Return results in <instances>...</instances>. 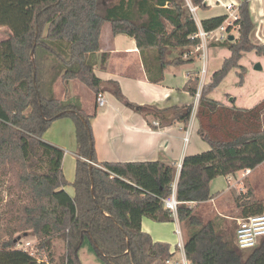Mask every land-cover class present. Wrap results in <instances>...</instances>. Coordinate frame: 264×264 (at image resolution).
<instances>
[{
	"label": "trees",
	"instance_id": "obj_1",
	"mask_svg": "<svg viewBox=\"0 0 264 264\" xmlns=\"http://www.w3.org/2000/svg\"><path fill=\"white\" fill-rule=\"evenodd\" d=\"M190 2L204 6L203 0ZM237 12L233 25L238 37L215 42L229 55L203 85L196 110L198 133L209 148L185 155L176 180L177 219L184 226L183 249L192 264H264V237L254 247L240 249L229 227L222 229L196 208L214 195L212 179L264 162V98L246 108L209 97L230 70H242L244 53L264 58V41L250 39L254 22L249 0H241ZM226 18H205L200 25L213 30ZM106 23L113 35L134 39L153 83L163 80L167 65L187 61L182 56L167 60L168 48L199 43L194 36L197 23L185 0H0V26L7 28L0 41V264H82L78 252L85 238L104 264H156L173 256L167 242L155 241L142 230L141 220H172L163 198L171 193L176 165L160 160L97 162L93 114L78 99H59L53 91L58 78L64 85L77 79L96 96L109 91L145 116L163 120L169 115L167 123H188L192 103L163 109L133 104L115 81L95 75ZM106 58L107 53L99 55L101 66ZM198 81L195 74L186 82L191 95ZM62 117L74 124L73 195L64 188L69 184L62 171L64 150L43 139L51 123ZM236 202L243 216L264 212L249 185ZM27 236L36 239L39 258L17 248ZM56 239L64 245L58 258L51 252Z\"/></svg>",
	"mask_w": 264,
	"mask_h": 264
},
{
	"label": "crops",
	"instance_id": "obj_2",
	"mask_svg": "<svg viewBox=\"0 0 264 264\" xmlns=\"http://www.w3.org/2000/svg\"><path fill=\"white\" fill-rule=\"evenodd\" d=\"M240 2L241 0H208V3H203L204 6L202 8H197V12L200 9L202 10L200 17L197 13L198 22L200 23L205 18L228 14L225 6L229 3L238 6ZM234 9L236 8L234 7ZM249 9L254 22L253 32L260 41L259 43H261L264 41V0H249ZM1 30H6L7 32L5 26H0ZM1 33L3 32H0V36L2 35ZM3 39L0 37V41ZM209 46L221 45L210 43L207 47ZM172 48L174 49H171L170 55L166 56L167 60L176 56H182L183 60L187 61L177 65H167L164 68L163 80L159 83H153L147 78L143 61L134 39L125 34L113 35L109 23H106L102 28L100 36V49L97 52L94 73L102 81H115L125 100L133 104L154 106L159 109L190 103L194 104L195 98L185 89V84L191 76L199 74L200 68L196 65V60H201L200 55L198 52L186 55L187 52L192 51L191 46ZM101 53H107V58L102 66L99 62V55ZM227 56H224V58ZM223 59L218 65H221ZM207 60L209 61V59ZM257 60H260L262 65L264 64V58H258ZM53 91L59 99H78L82 109L87 114H93L91 128L97 162L160 160L167 164L177 165L185 155L202 152L209 148L208 143L198 133L199 121L196 117L195 109L191 113L186 125L179 121L167 123L165 120L170 118L169 115L163 120L154 117L150 113L145 116L143 113L134 110L126 102L117 99L109 91L101 93L105 99V103L99 106L96 102V95L77 79H72L64 85L61 78H58L53 84ZM229 95L228 93L226 100L220 101V103L226 106H237L236 97L234 96L228 100ZM263 96L264 92L260 97ZM257 100L260 101L261 99L257 98ZM186 131L188 132L187 141L184 140ZM43 139L64 150L62 159L63 171L65 169L64 160L68 155H70L73 167H75L77 159L76 141L74 124L70 118L62 117L53 121L43 134ZM263 163L254 169L239 170L234 174L218 176L212 179L209 183V188L211 193H216L210 199L197 203V210H200L202 203L210 201L214 204L215 201L218 202L219 206L222 196L229 189L233 188L244 177L254 173ZM178 173L179 170H176L175 182L178 178ZM238 173H240V176L235 179L234 177ZM65 175L69 180L72 178L73 172L70 176ZM74 176L75 172L73 179ZM219 177L226 179V185L225 187L220 186L221 190L217 188L213 192L214 190L212 191L211 187L217 184L216 180ZM64 188L69 194L73 195V187L72 190H69L67 186ZM220 216H222L221 213ZM222 217L227 218L225 215ZM220 227L222 229L227 228L226 224ZM141 228L153 240L167 242L170 245V251L173 253V256L167 259L169 263L165 261L156 264H180L179 261L184 254V249L178 248L177 242L180 237L183 243L185 239L183 238L181 223L177 218L173 217L169 221H154L148 217H143ZM176 229L180 231V237L176 234ZM35 240L33 237L32 241H30L31 244ZM84 245L85 241H83L78 252L82 264H104L97 258L92 249L88 250V247V257L84 260L81 256V251L85 249Z\"/></svg>",
	"mask_w": 264,
	"mask_h": 264
},
{
	"label": "rangeland",
	"instance_id": "obj_3",
	"mask_svg": "<svg viewBox=\"0 0 264 264\" xmlns=\"http://www.w3.org/2000/svg\"><path fill=\"white\" fill-rule=\"evenodd\" d=\"M188 0H185V3H187ZM202 10L200 9L199 12H197L200 15H202ZM216 12V11H214ZM65 25V23H64ZM5 29V28H4ZM0 32L2 35L1 38H6V30H1ZM232 34L234 38L236 39L238 37V30L237 26H231L230 31L227 30V35ZM250 39L254 43H259L260 41L256 38L255 33L253 30L250 33ZM264 39V38H263ZM215 43V42H211ZM171 49H174L172 47L168 48L166 51V56L170 55ZM229 54V50L226 47L223 46H209L206 49V74H205V80L208 81L209 77L213 74L214 71H216L220 65L219 62L224 58V56H227ZM209 59V61L207 60ZM258 57L250 52V53H244L243 58L241 60V65L243 66L242 70L240 68L238 69H232L230 70L221 83L214 88L212 93L209 95L211 99L217 100V101H224L228 96V100L232 99L234 96L236 97V105L239 107H246L251 108L254 105L258 103V99H263V97H260L264 92V64L262 65L260 63V60H257ZM256 62H259L261 65L260 69H255L254 65ZM184 63V62H183ZM196 65L199 66L198 68H201L202 66V59L196 60ZM238 73H241L239 75ZM260 100V101H261ZM65 169L63 171L64 177L67 179L66 175L68 176L74 175L75 167H73V162L70 157V155L66 156L65 158ZM73 175L71 179H67L68 183L66 186L69 190H72V185L70 182L73 180ZM240 176V173L237 174L234 178L237 179ZM217 184L215 186L211 187V190L215 192L217 188L220 189V186L225 187L226 179L223 177H219L216 180ZM246 185H249L254 190L255 197L261 201L264 204V163L254 171V173L249 174L248 176L244 177L240 182H238L233 188L229 189L227 193L222 196L221 203L218 206V202L215 201V204L210 202L202 203V207L200 208L199 212L205 216V218L212 219L216 221V223L219 226H223L226 224V227L228 229H231L234 233V230L237 225V220L242 217L241 214V208L238 207L236 198L240 197L242 198L245 195L246 192ZM219 186V187H218ZM216 193V192H215ZM212 193V194H215ZM220 213L227 218H224L220 216ZM182 231H183V238L185 239V229L183 224L181 223ZM33 237L27 236L23 237L21 240H19L17 244V248H26L29 251L33 252L38 258L39 256H42L41 254H38L36 249L34 248V245L37 243L35 240L32 241ZM183 239V240H184ZM178 240V239H177ZM85 245L82 251L81 256L82 258L87 259V247L88 250L93 248L91 247L89 240L87 238L84 239ZM64 245L61 239H56L53 242V246L51 248V252L53 257L58 258L59 255L63 252ZM94 252V251H93ZM89 253V251H88ZM95 254V253H94ZM44 257V256H43ZM95 257V256H94ZM44 259H47V257H44Z\"/></svg>",
	"mask_w": 264,
	"mask_h": 264
},
{
	"label": "built area",
	"instance_id": "obj_4",
	"mask_svg": "<svg viewBox=\"0 0 264 264\" xmlns=\"http://www.w3.org/2000/svg\"><path fill=\"white\" fill-rule=\"evenodd\" d=\"M207 2L208 0H203V3ZM187 7L193 16L194 20L197 23V32L194 34L196 38L199 39V43L197 45L191 46L192 51L187 52V54H193L195 52H198L200 55V58L202 59V66L199 70V81H198V86L196 93L193 95L195 98V103L192 104V111L191 113L197 110V106L199 103V98H200V93L203 85L205 84V74H206V49L207 46L211 42H218L222 41L227 38V26L228 25H233V21L237 18L238 12H237V7L236 5L233 4H227L225 6L228 14L227 18L223 21L221 25H219L217 28L213 30H204L200 23L198 22V17H197V8L198 6L193 5L190 0L187 1ZM234 7L236 9H234ZM96 102L99 106L104 105L105 99L104 97L99 94L96 96ZM196 113V112H195ZM157 123V122H154ZM184 140H188V132L186 131V135L184 137ZM89 163L93 164L91 160L86 159ZM95 164V163H94ZM181 167V162H178L176 165V169L179 170ZM175 190H176V182L174 181L172 184L171 188V193L169 196L163 198V204L165 209L172 215V217L177 218V205L179 204V201L176 198L175 195ZM194 202L191 203L193 205ZM176 234L180 237V231L176 229ZM234 243L235 245L243 250H248L255 245L258 244L260 239L264 237V212L262 213H254V214H248L245 216L240 217L237 220V225L234 230ZM183 241L182 238L180 237L178 242H177V247L180 249H183ZM167 263H169V260H166ZM180 264H192L185 256V253L183 254L182 258L179 261Z\"/></svg>",
	"mask_w": 264,
	"mask_h": 264
},
{
	"label": "water",
	"instance_id": "obj_5",
	"mask_svg": "<svg viewBox=\"0 0 264 264\" xmlns=\"http://www.w3.org/2000/svg\"><path fill=\"white\" fill-rule=\"evenodd\" d=\"M228 40H233L234 39V36L232 34H229L228 37H227ZM254 68L255 69H260L261 68V65L259 62H256L255 65H254ZM91 164V163H90Z\"/></svg>",
	"mask_w": 264,
	"mask_h": 264
}]
</instances>
